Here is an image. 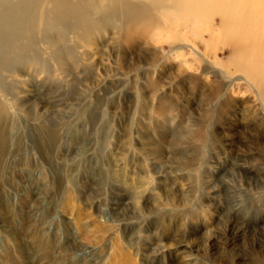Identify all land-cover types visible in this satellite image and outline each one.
Masks as SVG:
<instances>
[{
  "label": "rangeland",
  "instance_id": "374dc122",
  "mask_svg": "<svg viewBox=\"0 0 264 264\" xmlns=\"http://www.w3.org/2000/svg\"><path fill=\"white\" fill-rule=\"evenodd\" d=\"M99 3L88 34L36 24L5 78L0 264H264V97L228 85L223 34L213 66Z\"/></svg>",
  "mask_w": 264,
  "mask_h": 264
},
{
  "label": "bare ground",
  "instance_id": "6f19581e",
  "mask_svg": "<svg viewBox=\"0 0 264 264\" xmlns=\"http://www.w3.org/2000/svg\"><path fill=\"white\" fill-rule=\"evenodd\" d=\"M101 1L105 2V7L112 8L103 14L102 21L119 16L123 32L139 26L146 37L155 40L168 37L185 41L183 36L187 34L191 39L184 47L200 57L206 54L197 50L196 42L202 43L207 50L210 48V52H205L212 55L213 61L209 59V63L213 66L219 61L215 56L217 47L210 46L212 41H204L201 35L207 32L214 36L213 40H218L223 34V42L231 53L234 52L224 67L228 72L240 71L243 75L234 79L224 75L230 79L228 85L244 79L248 85L253 84L259 96L264 97V74L261 73L264 56L260 46L264 36L257 34L264 25V0H0V96H4L7 89L4 88L6 77L24 76L21 70H15L14 62L20 58H24L26 65L36 62L31 56H25L36 24L53 27L62 20L73 19L75 27L82 34H88L92 27H99L93 15L103 11ZM214 14L220 17V27L215 26ZM257 42V50L252 53L251 48ZM179 49L174 54L183 58L185 66L194 67L192 61L184 57L183 46Z\"/></svg>",
  "mask_w": 264,
  "mask_h": 264
}]
</instances>
